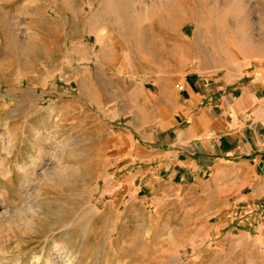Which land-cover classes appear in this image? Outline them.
<instances>
[{
	"label": "rangeland",
	"instance_id": "1",
	"mask_svg": "<svg viewBox=\"0 0 264 264\" xmlns=\"http://www.w3.org/2000/svg\"><path fill=\"white\" fill-rule=\"evenodd\" d=\"M263 24L264 0H0V264H264L243 213L114 159L128 93L264 59Z\"/></svg>",
	"mask_w": 264,
	"mask_h": 264
},
{
	"label": "crops",
	"instance_id": "2",
	"mask_svg": "<svg viewBox=\"0 0 264 264\" xmlns=\"http://www.w3.org/2000/svg\"><path fill=\"white\" fill-rule=\"evenodd\" d=\"M151 79L128 93L127 131L114 139L128 182L190 185L197 198L218 201L208 212H241L264 234V59Z\"/></svg>",
	"mask_w": 264,
	"mask_h": 264
},
{
	"label": "bare ground",
	"instance_id": "3",
	"mask_svg": "<svg viewBox=\"0 0 264 264\" xmlns=\"http://www.w3.org/2000/svg\"><path fill=\"white\" fill-rule=\"evenodd\" d=\"M23 215V219L22 220H24V222H25V224H24V226H29V224L31 223H33L34 222V220L32 219L35 215H33L32 213H30L29 215H27V214H22ZM22 217V216H21ZM31 217V218H30ZM21 222V221H20ZM21 225V224H20ZM23 226V227H24Z\"/></svg>",
	"mask_w": 264,
	"mask_h": 264
}]
</instances>
